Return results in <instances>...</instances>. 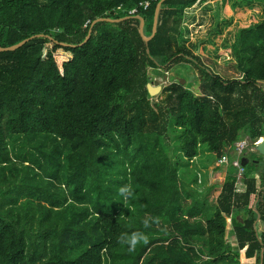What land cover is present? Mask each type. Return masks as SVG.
Returning <instances> with one entry per match:
<instances>
[{"label": "trees", "instance_id": "obj_1", "mask_svg": "<svg viewBox=\"0 0 264 264\" xmlns=\"http://www.w3.org/2000/svg\"><path fill=\"white\" fill-rule=\"evenodd\" d=\"M158 1L0 0L2 47L38 33L78 44L92 20L128 16L96 22L80 46L0 51V264H264V158L246 155L239 180L230 166L212 214L178 174L201 148L220 158L264 137V4L224 45L241 78L201 67L197 94L177 81L151 99L147 67L199 66L179 27L206 0L162 1L145 44L138 16L149 36ZM134 234L145 239L129 250Z\"/></svg>", "mask_w": 264, "mask_h": 264}, {"label": "rangeland", "instance_id": "obj_2", "mask_svg": "<svg viewBox=\"0 0 264 264\" xmlns=\"http://www.w3.org/2000/svg\"><path fill=\"white\" fill-rule=\"evenodd\" d=\"M217 3H219L218 9ZM207 4L211 6V9L206 8L204 10L203 6ZM263 4L264 0H206L185 9L184 17L179 28L181 30L185 28L189 30V33L184 35L186 38L185 45L193 55L199 57L200 64L198 66L183 59L171 65L167 70L164 67H147L148 82L153 85L160 84L162 86L159 93L150 96L151 99L160 98L164 86L171 82H177L180 79H184L183 85L189 86L193 93L197 94L199 92L198 85L203 78L201 67L209 68L211 72L218 74L224 79L241 78L238 65L231 57L229 49H227L230 46L227 38L229 35L231 37L234 35L235 25L252 22V16L256 20L261 18ZM216 9L218 16L216 26L219 32H212L208 35L210 29L215 25L211 17ZM196 42L199 43V48H202L203 51L190 47L191 43L194 44ZM225 44L227 48L224 46ZM216 53L218 56H216ZM187 58H190V56ZM259 84L264 87V81ZM23 140L24 137L22 136L15 140L13 148H9L10 152L18 151L20 149L19 145ZM234 154V148L231 147L224 157L230 162L233 156H235ZM249 154L253 156V153ZM219 160V158L215 157V154L201 148L198 154L188 161L187 169L185 171L181 170L182 165H180L178 171L179 176L181 179L184 178L183 181L186 183L192 195L200 198L205 203L209 214H212L215 208L216 197L219 193L221 183L230 172V165L228 163H220ZM19 164L20 162H18ZM197 172L201 174V182L198 183L197 180L191 182V176L196 174L197 178ZM196 182L197 185H195ZM55 185L57 187L53 192L56 196L60 193H66V186L58 182H55ZM19 200H23V197L20 196ZM256 223L257 230H261L262 221L258 219ZM228 242L232 246H235L233 236L228 238Z\"/></svg>", "mask_w": 264, "mask_h": 264}, {"label": "water", "instance_id": "obj_3", "mask_svg": "<svg viewBox=\"0 0 264 264\" xmlns=\"http://www.w3.org/2000/svg\"><path fill=\"white\" fill-rule=\"evenodd\" d=\"M162 1L164 0H159L156 5H155V8H154V13H153V21H152V32L149 36H146L144 35L143 33V25H144V21H143V18L138 16V19H139V28H138V31H139V34L141 36V38L143 39V41L145 42V44H147L148 40L154 35L155 31H156V25H157V19H158V13H159V9H160V5L162 3ZM128 16L126 17H121V18H117V19H112V18H108V17H98L94 20L91 21L90 23V27H89V30H88V33L85 37V39L78 43V44H69V43H64V42H58L54 39H52V37L48 36V35H44L42 33H38V34H34V35H31L27 38H24L23 40L19 41L18 43L16 44H13V45H10V46H6V47H2L0 46V51H6V50H14L20 46H22L24 43H26L27 41H29L30 39L34 38V37H47L51 40H53L55 43L59 44V45H62V46H67V47H75V46H80L82 45L84 42L87 41V39L89 38V34H90V28L98 21H107V22H118L120 20H123L125 18H127ZM179 83L181 85H183L184 83V79H180L179 80ZM161 88L162 86L160 84H156V85H153L151 84L150 82H147L146 83V89H147V92L150 96H153L157 93H159L161 91ZM254 149L256 151V153L258 155H261L262 158H264V137H260L258 138V141L256 142V144L254 145ZM248 161V158L246 157H242L240 159V164L242 166H244L246 164V162ZM261 261H262V257H261Z\"/></svg>", "mask_w": 264, "mask_h": 264}, {"label": "built area", "instance_id": "obj_4", "mask_svg": "<svg viewBox=\"0 0 264 264\" xmlns=\"http://www.w3.org/2000/svg\"><path fill=\"white\" fill-rule=\"evenodd\" d=\"M148 5V2H144L143 6L146 7ZM136 11V9H133L130 11V13H134ZM263 137V136H261ZM260 138V137H259ZM258 141V139H256L255 141H251L248 138H243L240 140H237L233 143V148H234V152H235V156H233V158L230 160V162L227 161L226 157H224L225 155L221 156L219 159L220 163H228L230 166H232L235 171H236V179L239 180L240 177L242 176L243 173V166L240 164V159L242 157H245L246 155H248L250 152H256L254 149V145L256 144V142Z\"/></svg>", "mask_w": 264, "mask_h": 264}, {"label": "clouds", "instance_id": "obj_5", "mask_svg": "<svg viewBox=\"0 0 264 264\" xmlns=\"http://www.w3.org/2000/svg\"><path fill=\"white\" fill-rule=\"evenodd\" d=\"M131 191L130 187L128 186H122L118 189V192L121 196H124L125 194H129ZM145 226H147V222H145ZM145 239L142 235L134 234L133 237L127 241L129 245V250L135 247V244L137 243V239Z\"/></svg>", "mask_w": 264, "mask_h": 264}, {"label": "crops", "instance_id": "obj_6", "mask_svg": "<svg viewBox=\"0 0 264 264\" xmlns=\"http://www.w3.org/2000/svg\"><path fill=\"white\" fill-rule=\"evenodd\" d=\"M196 177V174H194ZM197 180L198 183L201 182V174L199 172H197V178L195 179V181ZM197 182L195 183V185H197Z\"/></svg>", "mask_w": 264, "mask_h": 264}]
</instances>
